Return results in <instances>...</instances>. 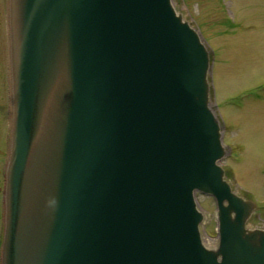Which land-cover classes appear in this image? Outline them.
<instances>
[{
    "label": "water",
    "instance_id": "95a60500",
    "mask_svg": "<svg viewBox=\"0 0 264 264\" xmlns=\"http://www.w3.org/2000/svg\"><path fill=\"white\" fill-rule=\"evenodd\" d=\"M1 264H264L221 161L211 52L173 0H7ZM216 202L208 248L197 195Z\"/></svg>",
    "mask_w": 264,
    "mask_h": 264
},
{
    "label": "rangeland",
    "instance_id": "374dc122",
    "mask_svg": "<svg viewBox=\"0 0 264 264\" xmlns=\"http://www.w3.org/2000/svg\"><path fill=\"white\" fill-rule=\"evenodd\" d=\"M197 29L213 59L212 105L223 123L228 155L222 165L235 193L257 209L247 227L264 228V0H173ZM0 62V120L10 106L9 80ZM8 119V118H7ZM206 214L201 232L216 233V204L198 194Z\"/></svg>",
    "mask_w": 264,
    "mask_h": 264
},
{
    "label": "flooded vegetation",
    "instance_id": "af4514ba",
    "mask_svg": "<svg viewBox=\"0 0 264 264\" xmlns=\"http://www.w3.org/2000/svg\"><path fill=\"white\" fill-rule=\"evenodd\" d=\"M9 26L7 17V0H0V62L4 64L5 74H9ZM9 98V91H8ZM8 118V119H7ZM10 126L9 111L6 115L5 126L0 120V264L2 255V243L4 234V192L6 187V166L9 157Z\"/></svg>",
    "mask_w": 264,
    "mask_h": 264
},
{
    "label": "bare ground",
    "instance_id": "6f19581e",
    "mask_svg": "<svg viewBox=\"0 0 264 264\" xmlns=\"http://www.w3.org/2000/svg\"><path fill=\"white\" fill-rule=\"evenodd\" d=\"M253 217V215L250 217V219L249 220H251V218Z\"/></svg>",
    "mask_w": 264,
    "mask_h": 264
}]
</instances>
